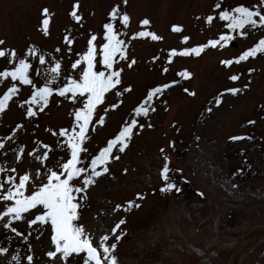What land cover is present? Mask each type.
<instances>
[{
	"label": "rangeland",
	"instance_id": "1",
	"mask_svg": "<svg viewBox=\"0 0 264 264\" xmlns=\"http://www.w3.org/2000/svg\"><path fill=\"white\" fill-rule=\"evenodd\" d=\"M76 2L0 0V39L18 51H24L30 44L37 45L60 58L67 75L71 74V62L77 58L74 53L86 48L90 33L101 31L111 7L118 2L131 16L129 35L145 30L139 21L148 18L151 23L147 30L163 37L158 42L150 38L132 42L129 55L137 64L131 70L125 69L123 80L133 92L125 93L124 104L109 114L104 128L91 133L88 147L93 153L118 132L149 89L179 80L176 73L180 70L192 73L190 80H181L156 101L157 111L150 114L154 127L134 136L129 149L110 166L109 174L89 189L86 201H82L80 223L96 233L106 232L119 219H126L122 226L126 235L117 248L120 264H264V108L261 107L264 105V57L234 65L232 73L241 74L235 84L228 80V70L219 63L220 59L232 58L251 46L260 33L247 40L238 38L225 50L209 49L199 58H174L169 65L167 54L173 48L184 47L180 42L183 35L190 36V43L195 46L217 37L222 30V22L214 26L204 23L214 0H128L126 9L122 0H78L81 4L78 14L84 17L82 28L69 15ZM225 2L236 5L252 0ZM45 7L52 14L47 37L39 30L41 10ZM173 25L182 26L183 33H173ZM69 31L75 40L73 53H66L64 45ZM56 47H61L66 55L55 53ZM3 66L4 61L0 60V68ZM164 67L170 69L167 74L162 72ZM249 68L255 69L251 75ZM249 81L251 84L244 89ZM234 86L244 90L237 96L226 94L223 103L216 107L215 98ZM184 88L196 92V96H189ZM3 90L0 88V92ZM24 95H28L26 90ZM107 99L115 102L120 98L109 96ZM59 102L60 98H54L50 109L31 123L24 120L21 109L12 106L11 111L0 116V139L10 135L17 123H26V130L18 133L16 143L23 141L28 150L36 141L49 144L56 155L49 154L48 166H54L61 153L55 147L57 138L46 129L57 130L72 123V105L64 102L58 107ZM209 107L211 113L207 111ZM250 120L256 123L249 124ZM233 136L251 139L234 141ZM170 144L175 147H169ZM161 147L171 161L172 181L182 188L179 194L159 190L164 186L159 176L163 165ZM0 162H3L2 156ZM31 163V158H27L13 166L23 172ZM181 177L203 191V200L192 197L193 187L189 189V184L186 188L179 181ZM137 193L146 198L137 201ZM128 201L140 203L141 207L128 212L113 211L117 204L127 207ZM16 226L25 233L30 231L24 223ZM36 235L33 231L29 239L39 264L47 261L44 253L49 248L50 237L47 229L39 240L35 239ZM0 246L9 247L11 254L19 252L22 257L26 251L20 239L4 230H0ZM0 264L14 262L9 255L0 257ZM71 264L78 261L71 259Z\"/></svg>",
	"mask_w": 264,
	"mask_h": 264
},
{
	"label": "snow or ice",
	"instance_id": "2",
	"mask_svg": "<svg viewBox=\"0 0 264 264\" xmlns=\"http://www.w3.org/2000/svg\"><path fill=\"white\" fill-rule=\"evenodd\" d=\"M122 4L126 9L128 0H122ZM80 9L81 4L77 0L69 15L82 28L84 17L78 14ZM51 19L49 9L43 8L39 30L45 37L50 35ZM150 23L148 18L142 19L139 25L145 30L129 35L131 16L122 10L121 3H116L111 7L101 31L90 33L86 48L74 53L77 58L71 62V74L67 75L62 60L44 52L37 45L30 44L24 51H18L0 39V60L4 61V66L0 68V88L4 89L0 92V116L11 111L12 106H17L23 111L24 120L31 123L50 109L54 98H60L58 107L64 102L72 105V123L69 126L57 130L46 129L57 138L55 147L61 153L60 159L52 167L48 166L51 160L49 154L56 155L52 146L36 141L33 148L28 150L23 141L16 143L18 133L26 130V123H17L10 135L0 139V156L3 158V162H0V177H3L0 179V230L14 234L26 248L22 257L19 252L11 254L9 247L0 246V257L10 255L14 264H38L29 238L35 231V239L39 240L47 229L50 237L49 248L44 253L47 261H39V264H71V259H76L78 264H120L117 248L126 235L122 228L126 219H119L106 232L94 233L80 223L82 201H86L89 189L101 177L109 174L110 166L121 159L120 154L129 149L134 136L142 133L145 128L154 127L150 122V114L157 111L156 101L167 90L180 84L181 80L192 78L189 70H180L176 73L179 80L174 79L149 89L133 108L130 118L122 122L118 132L107 139L104 146L98 147L95 153L90 151L88 145L91 143V133L104 128L109 114L124 104L125 93L133 92V88L125 86L123 80L125 69L131 70L137 64V60L129 55L132 42L147 38L154 42L163 40L162 36L147 30ZM204 23L209 26L221 24L222 30L217 37L195 46L190 43V36L183 35L180 42L184 47L179 50L173 48L167 54L169 65L174 62V58H199L209 49L225 50L238 38L247 40L256 33L260 35L251 46L232 58L220 59L219 63L228 70V80L235 84L240 81L241 74L232 73L234 65L264 57V0L236 5H227L225 0H214V5L205 15ZM171 31L181 34L184 29L173 25ZM74 43L69 31V35L64 37L66 53H73ZM54 52L66 55L61 47H56ZM154 60H159V57H154ZM169 70L164 67L162 72L167 74ZM254 71V68H249L248 74ZM250 84L251 81L244 85V89ZM244 89L237 86L226 89L215 98V106L219 107L223 103L226 94L237 96ZM25 90L27 96L24 95ZM183 91L189 96H196V92L188 88ZM109 96L120 99L109 102ZM261 107L264 108V105ZM207 111L211 113L212 108L209 107ZM248 123L255 124L256 121L250 120ZM35 126L39 127L38 124ZM231 139L236 141L251 137L233 136ZM169 147L175 145L170 144ZM159 152L163 157L159 176L164 182L159 190L162 193H181L182 188L170 177L173 169L165 148L161 147ZM27 158H31L32 163L23 172L13 166ZM9 160L11 163H8ZM145 198L142 193L136 195L137 201ZM140 207V203L128 201L127 207L117 204L113 211L128 212ZM18 223L26 224L30 231L25 233L19 230L16 226Z\"/></svg>",
	"mask_w": 264,
	"mask_h": 264
},
{
	"label": "trees",
	"instance_id": "3",
	"mask_svg": "<svg viewBox=\"0 0 264 264\" xmlns=\"http://www.w3.org/2000/svg\"><path fill=\"white\" fill-rule=\"evenodd\" d=\"M179 181H181V182H183V183H185L186 184V188L188 187V185L190 184L191 186L189 187V189H192V187H193V189L192 190H190V193H193V196L192 197H194V198H203V196H200V195H198V193H202V192H200V191H197L196 190V188L194 187V186H192V184H191V182L189 181V180H187L186 178H180V180ZM187 196H189L190 197V195L189 194H187ZM185 197H186V195H185Z\"/></svg>",
	"mask_w": 264,
	"mask_h": 264
}]
</instances>
